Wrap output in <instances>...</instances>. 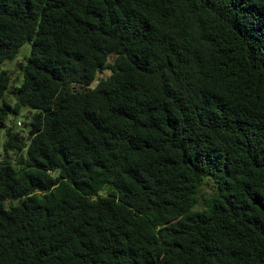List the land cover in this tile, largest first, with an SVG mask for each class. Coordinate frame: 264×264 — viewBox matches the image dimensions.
<instances>
[{"label":"trees","instance_id":"16d2710c","mask_svg":"<svg viewBox=\"0 0 264 264\" xmlns=\"http://www.w3.org/2000/svg\"><path fill=\"white\" fill-rule=\"evenodd\" d=\"M26 44L0 264H264V0H0Z\"/></svg>","mask_w":264,"mask_h":264},{"label":"rangeland","instance_id":"374dc122","mask_svg":"<svg viewBox=\"0 0 264 264\" xmlns=\"http://www.w3.org/2000/svg\"><path fill=\"white\" fill-rule=\"evenodd\" d=\"M30 51L31 46L29 44H26L20 49L19 54L12 62H7L0 66V73L5 72L11 77L12 84L9 89H18L20 87L22 83L21 68L23 69L25 67L26 60L30 55ZM6 101L8 104H10V106H13L15 104V98H11L10 93L7 95ZM32 114L33 112L29 109H22L18 116L10 115L8 117L5 123L6 129L0 131V162L5 159L3 145L6 141V130L12 128L15 133H18L21 136L26 135L29 130V121L26 120L25 117ZM18 123L20 124V126H18Z\"/></svg>","mask_w":264,"mask_h":264},{"label":"water","instance_id":"95a60500","mask_svg":"<svg viewBox=\"0 0 264 264\" xmlns=\"http://www.w3.org/2000/svg\"><path fill=\"white\" fill-rule=\"evenodd\" d=\"M30 137H28V141H29Z\"/></svg>","mask_w":264,"mask_h":264},{"label":"built area","instance_id":"2783aa9c","mask_svg":"<svg viewBox=\"0 0 264 264\" xmlns=\"http://www.w3.org/2000/svg\"><path fill=\"white\" fill-rule=\"evenodd\" d=\"M18 126H20V124L18 123Z\"/></svg>","mask_w":264,"mask_h":264}]
</instances>
